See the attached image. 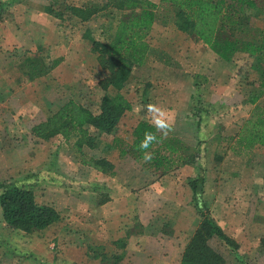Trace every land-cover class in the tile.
<instances>
[{
	"label": "rangeland",
	"instance_id": "374dc122",
	"mask_svg": "<svg viewBox=\"0 0 264 264\" xmlns=\"http://www.w3.org/2000/svg\"><path fill=\"white\" fill-rule=\"evenodd\" d=\"M5 1L7 7L0 19V124L3 130L0 138H12L11 144H5L4 148L11 147L14 151L0 152V172L3 174L0 185L31 189L38 204L56 200L55 193L51 194L46 187L49 184H42V181H48L46 178L51 176L50 173H57L56 169L62 175L64 184L76 188L74 193L81 200L85 201L84 197L96 182L106 186L105 177L92 172L93 169L87 166L79 168L75 165L79 161L78 155L60 136L49 142H33L34 145L39 144L37 148L41 151L37 154V165L32 164L28 131L54 112L47 108L51 101L66 103L72 100L98 113L104 96L121 94L130 103V109L122 115L112 134L90 129L95 137V147L84 148V151L91 157L112 162L117 169V174L110 180L115 185L114 193L120 195V188L124 186L131 188V195H137L134 207L116 208L119 212L121 210L123 221L135 224L134 217L138 216L140 223L136 224H139V229L135 231L140 233L145 228L147 236L154 238L162 234L160 239L156 237V241L162 245L163 255L174 258L179 254L181 257L201 223L188 186V181L197 176L198 166H201L205 171L203 203L222 231L235 241L237 250L231 251L216 237L209 239V246L224 258L225 264H264V147L244 150L238 145L236 137L255 105L264 104L263 94L257 104L249 103L252 96L259 94L256 89L260 81L259 71L254 66L259 64L264 68V63L243 53L224 62L195 37L177 31L173 24H164L156 17L147 38L149 52L144 64L130 70L121 90L108 86L103 91L98 81L106 73L100 67L97 55L91 52L89 42L82 36L88 30L92 37L99 39L114 35L120 13L111 8L101 10L108 0ZM150 1L158 3V0ZM46 6L52 8L55 15L46 14ZM90 6L100 12L90 15L86 22H81L72 13L73 8ZM252 20L255 26L264 27V16ZM10 33L12 39L18 34L22 42L8 45L4 35ZM35 36H39L38 40L41 38L43 43L36 46L29 44L28 40ZM47 36L56 40L52 49L44 44ZM56 54H62L66 62L61 73L62 81L49 75L36 78L39 79L36 83L28 82L30 73H41H32L27 67L28 62L35 60L34 63L39 66L42 64L49 68L58 58ZM192 58L194 62L190 61ZM201 60L207 63L205 72L198 66ZM21 89L27 99L22 94L23 102L18 103L17 94ZM149 103L167 112H171L176 105L181 108L187 104L192 106L186 115L192 129L186 121H182V126L178 128L187 135L190 130L193 131L192 138L177 139L198 151L197 165H184L160 174L148 170L145 161L134 158L131 152L120 153V147L128 149L132 143V131L136 124L142 120L149 122L144 110L135 111L136 106ZM195 113L202 116L199 127V117ZM173 129L171 126L167 136H173ZM181 132L176 131V134L184 137ZM56 152L62 154L63 164L60 161L58 167L55 164L50 168L44 157L54 159ZM28 168H35L37 174L31 175L33 173H28ZM72 177L75 184L70 182ZM151 182L157 187H150ZM61 201L65 202L66 196H62ZM137 201L143 207L136 208ZM4 229L9 230L2 221L0 210V244L4 243L1 239ZM1 250L0 247V264L20 262L10 257L1 258Z\"/></svg>",
	"mask_w": 264,
	"mask_h": 264
},
{
	"label": "trees",
	"instance_id": "16d2710c",
	"mask_svg": "<svg viewBox=\"0 0 264 264\" xmlns=\"http://www.w3.org/2000/svg\"><path fill=\"white\" fill-rule=\"evenodd\" d=\"M5 7L6 1L0 2V19ZM106 8L120 13L114 35L99 39L92 37L88 30L82 36L89 42L91 52L97 55V61L106 73L98 81L103 91L108 86L121 90L130 70L144 64L149 52L147 38L156 17L164 24H173L177 31L195 37L224 62H229L239 53H243L264 63V27L255 26L252 20L264 16V0H159L158 3L150 0H108L101 10ZM72 10L81 22H86L90 15L100 12L93 6ZM44 12L54 14L52 8L47 6ZM34 61L28 62L27 67L32 73H41H30V80L46 75L58 64V60H55L52 67L46 68ZM254 68L259 71L260 81L256 86L259 94L252 96L249 103L255 105L259 96L264 95V68L259 64ZM100 101L98 113H93L82 104L67 100L45 120L33 125L31 135L41 141L60 136L78 155L80 165L101 173H110L114 168L113 164L105 158L89 156L84 148L95 147V137L90 129L106 135L112 134L131 105L121 94L104 96ZM197 110L200 113L201 110ZM195 114L199 117V127L202 116ZM145 131L161 137V133L148 121H139L132 131V143L128 149L120 147V153L123 155L131 152L134 158L143 160L144 152L150 153L152 159L144 162L146 168L160 174L184 165H197L198 151L174 135L162 138L159 143L154 142L146 150L139 149ZM236 137L238 145L244 150L255 146L264 147V104L255 105L249 118L240 126ZM115 139L113 138L117 143ZM204 183L205 171L198 166L197 176L188 181V186L201 223L186 245L179 264H225L224 258L208 244L212 237L223 242L231 251L237 250L235 241L222 231L203 203ZM0 210L6 228L24 233L44 230L60 220V215L53 206L38 204L33 191L25 187L7 188L0 185ZM262 244L264 245V240Z\"/></svg>",
	"mask_w": 264,
	"mask_h": 264
},
{
	"label": "crops",
	"instance_id": "0c3cea01",
	"mask_svg": "<svg viewBox=\"0 0 264 264\" xmlns=\"http://www.w3.org/2000/svg\"><path fill=\"white\" fill-rule=\"evenodd\" d=\"M0 2H3V0H0ZM153 2L157 3V1ZM33 27L35 28V25ZM24 28L26 30L28 29L27 27ZM4 36V41L7 40L8 45L18 44V41L22 42L20 39L21 37L18 36V34H15L13 39L11 38V33L10 35ZM38 38L39 36L31 38L28 40L29 44H32V46L42 44V39L40 38L38 40ZM55 41L56 40H51L50 36H47L44 44L52 49L53 45L56 43ZM59 46L61 45L59 44ZM56 56L58 58L55 60H58V64L51 68L43 78L51 75L62 81L63 77L61 78V73L65 67H63V65L66 62H64L62 54H56ZM206 57L210 59V56L206 55ZM193 59L194 58L190 61L194 62ZM200 62L201 64L198 66L199 68H203V72H205L207 69V63L202 62V60ZM28 80V82L36 83L39 79L30 80L28 78ZM22 94L25 95L27 99V95L23 93V89H21L17 94V98L19 99L18 103L23 102L21 98ZM40 94L41 93L39 92V95ZM214 100L215 98H213V101ZM60 101L61 100H57L48 103V110L52 112L59 109L65 103V101ZM35 103H33L34 106ZM8 105L11 106L9 103ZM187 107H190L189 104L185 107L186 109L176 105L171 112H167L170 117L171 126L174 128L173 135L176 138H192L193 131L190 130V133L187 135L185 132H181L180 129H178L182 126V121H186V125L192 129L191 124L189 123V116H186L188 111L190 112L192 109V106L190 108ZM29 118L31 119L30 116ZM175 127L177 128L176 131L181 132L184 137L178 133L176 134ZM2 132V126L0 124V137ZM28 133L31 137L28 138V141L30 142L28 151L32 158L31 163L36 164L38 158L37 154L41 149L38 150L37 147L39 144L36 143L34 145L33 142H49L55 137L47 141H41L31 135V129ZM11 139L12 138H0V152H3V150L14 151L11 147L8 148L6 146V148H4L5 144H11ZM56 154L57 157L54 159L48 156L44 157V161H46L47 166H50V168H53L52 166L55 164L58 167V163L61 161L62 154L60 155L58 152H56ZM73 160L76 161L75 159ZM109 162L112 164L111 161ZM79 163V161H76L75 165H78V167L81 168L82 166L79 165ZM34 169L35 168L31 170L28 168V173L30 171V173H33L31 175L35 176L34 173L36 172ZM56 171L58 174L50 173L51 176L46 178L48 181L44 180L45 177L42 176L44 180L42 181V184L45 186L49 184L46 187L51 194L53 192L55 193L54 196L56 199L46 201L43 204L53 206L58 211L60 220L44 230H35L30 233H24L19 230L4 229L5 231L1 232V239H4L2 240L4 243L1 242L3 244H0L2 249L1 258L10 257L15 260H20L17 264H179L181 259L179 254L174 258L171 257V255H163L164 249L162 248V245L158 244L156 241V237L160 239L162 234L159 236L155 235L154 238L151 237L152 235L147 236L145 228H142V233L135 231V229H139V224H136L137 222L140 223L138 216L136 219L134 217L135 224H131L128 220L127 222L123 221L121 210L119 212L116 208H123L128 205L134 207L137 195H131V188L124 186L120 188V195L114 193L115 185H112L110 180L112 179L111 176L117 174L116 168H113L110 173H101L92 170V172L105 177L106 186L98 184V182H96L95 185H92V188H90L91 192L89 194L87 193L86 197H84L86 202L75 195L74 190L76 188H74V186H68L67 183L64 184L62 182V175L57 169ZM2 175V172H0V177ZM69 179L71 180V183H76L73 181V177ZM150 187L156 188L157 185L156 183H152ZM121 195H124V197H121ZM62 196H66L65 202L61 201ZM128 202H130V204H128ZM62 203H64V205ZM140 206L143 207V204L140 201H137L136 208H141Z\"/></svg>",
	"mask_w": 264,
	"mask_h": 264
},
{
	"label": "clouds",
	"instance_id": "9594fccd",
	"mask_svg": "<svg viewBox=\"0 0 264 264\" xmlns=\"http://www.w3.org/2000/svg\"><path fill=\"white\" fill-rule=\"evenodd\" d=\"M144 110L146 117L150 124L161 133V137L158 138L155 133L145 131L144 137L140 141L139 149L146 150L154 142L159 143L162 138H166L169 131H171L170 117L165 109L158 107L156 104L149 103L147 105H137L135 111ZM145 162H149L152 159V155L148 152H144Z\"/></svg>",
	"mask_w": 264,
	"mask_h": 264
}]
</instances>
